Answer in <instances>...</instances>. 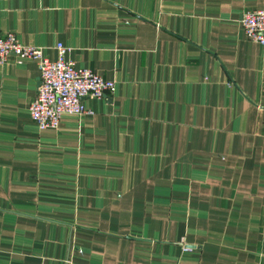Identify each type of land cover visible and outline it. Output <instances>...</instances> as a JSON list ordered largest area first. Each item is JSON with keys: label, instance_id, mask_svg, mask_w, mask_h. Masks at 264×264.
Returning a JSON list of instances; mask_svg holds the SVG:
<instances>
[{"label": "crops", "instance_id": "obj_1", "mask_svg": "<svg viewBox=\"0 0 264 264\" xmlns=\"http://www.w3.org/2000/svg\"><path fill=\"white\" fill-rule=\"evenodd\" d=\"M264 0H0V33L114 83L37 129L0 66V264H264Z\"/></svg>", "mask_w": 264, "mask_h": 264}, {"label": "built area", "instance_id": "obj_2", "mask_svg": "<svg viewBox=\"0 0 264 264\" xmlns=\"http://www.w3.org/2000/svg\"><path fill=\"white\" fill-rule=\"evenodd\" d=\"M238 22L246 38L264 44V10L243 9ZM54 60L46 58L39 47L21 44L11 32L0 33V66L8 55L16 62L29 59L38 71V84L28 105L29 117L37 129L56 128L61 114H90L81 104V98H101L112 93L114 83L93 70L75 67L64 58V48L55 46Z\"/></svg>", "mask_w": 264, "mask_h": 264}]
</instances>
